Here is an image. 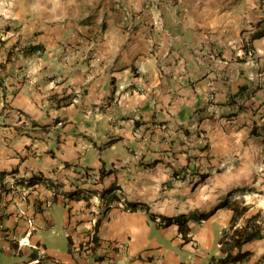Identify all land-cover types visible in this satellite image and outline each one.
Instances as JSON below:
<instances>
[{"label":"crops","instance_id":"crops-1","mask_svg":"<svg viewBox=\"0 0 264 264\" xmlns=\"http://www.w3.org/2000/svg\"><path fill=\"white\" fill-rule=\"evenodd\" d=\"M262 29L264 0H0V192L8 175L36 173L61 191L45 209L42 188L26 202L0 194V264L4 255L34 264L36 250L11 238L28 215L45 224L30 237L48 255L37 264L99 259L97 246L93 257L72 255L93 227L82 196L91 208H135L108 207L96 224L104 245L128 244L133 260L116 264H158L159 254L163 264H209L232 205L249 206L237 226L259 209L264 218ZM31 45L41 54H26ZM85 170L99 182L79 179ZM54 204L66 209L64 250L40 236L58 234ZM242 248L252 252L244 264H264V237Z\"/></svg>","mask_w":264,"mask_h":264},{"label":"built area","instance_id":"built-area-1","mask_svg":"<svg viewBox=\"0 0 264 264\" xmlns=\"http://www.w3.org/2000/svg\"><path fill=\"white\" fill-rule=\"evenodd\" d=\"M22 50V48H20ZM41 50H37V54H41ZM66 59H69V54L65 55ZM215 100V95L212 94L209 96V101ZM8 111H4V115H8ZM6 130L4 129L3 132ZM200 140L204 145L207 144V138L203 133H199ZM36 182L34 184H30V178L31 177H22L17 178L15 175H8L5 179V185L0 192V194H5L7 196H18L20 199V202H26L28 199L29 194L32 192V190H35L37 188H42L46 190V195L43 196L41 206L45 209L50 206L52 202V198L57 196L61 191L58 188V185L56 182L51 181L49 178H47L42 173H36ZM79 179H81L83 182L95 185L100 180V175L95 171H81L79 173ZM117 192H121V185L117 184ZM48 196V197H47ZM47 197V198H46ZM46 198V199H45ZM73 198L71 196H68L66 194H63V200L65 201L66 205H69L72 202ZM83 203L81 204L82 209L81 213L83 212V215L87 217V221H89L93 227L89 231V233L85 237H79L76 239L72 244V255L75 258H82V257H88L90 258L94 256V251L96 246L101 249V255H99V259L94 257L92 260L88 259L85 264H116L115 258L117 256H121L126 258L127 260L132 261V257L128 253V244L126 242L117 241V240H110V242H106L104 245V241H102L98 236V231L96 230V224L98 222V219L103 214L104 211L108 207L112 208L113 206H117L123 211H132L133 207L128 205L125 200H120L119 202H116L114 205V202L111 201H100V203L97 206V208L90 207V203L88 200L84 199L82 196ZM72 208V207H71ZM23 214H25V211H22ZM83 217L79 220H82ZM84 220V219H83ZM45 227L44 222L38 221L35 216L28 215L26 219V230L23 232V234L18 233H12L11 238L16 243V250H20L23 246H31L33 249L36 250V258L32 261V263L37 264L44 262L48 259V255L46 252V249L41 244L33 243L30 241V237L38 230ZM53 228V226H51ZM54 229V228H53ZM109 254H113V257H110ZM90 255V256H89ZM102 256V257H101ZM156 262L158 264H163V256L161 254L157 255L155 258Z\"/></svg>","mask_w":264,"mask_h":264},{"label":"trees","instance_id":"trees-1","mask_svg":"<svg viewBox=\"0 0 264 264\" xmlns=\"http://www.w3.org/2000/svg\"><path fill=\"white\" fill-rule=\"evenodd\" d=\"M258 35H264V29L257 32ZM38 49H42L39 45H31L25 49L26 54H33ZM207 175H200V180H204ZM36 177L31 176L30 184L36 182ZM135 208H133L134 210ZM231 209L233 215L231 221L227 228L224 229L222 236L219 240L221 253L217 256L213 255L210 258L209 264H244L252 256V252L249 250H243V245L252 242L257 239H262L264 237V227L259 224H254L248 219L246 224L243 226H237L238 220L243 217L249 210L248 205H243L239 207L237 205H232ZM209 214H205L207 217ZM154 219L156 218L155 216ZM255 219V218H253ZM163 225H170L173 221L172 218H160ZM179 230L184 233H188L189 228L184 223L179 224ZM264 258V254L262 256Z\"/></svg>","mask_w":264,"mask_h":264},{"label":"rangeland","instance_id":"rangeland-1","mask_svg":"<svg viewBox=\"0 0 264 264\" xmlns=\"http://www.w3.org/2000/svg\"><path fill=\"white\" fill-rule=\"evenodd\" d=\"M201 133V132H200ZM204 134V133H203ZM199 137V135H198ZM254 187H251V191H255L253 190ZM239 201H242L244 203V201L241 199H239ZM65 208L63 206H60V204H54L52 206V208L50 209L51 214L53 215L54 219L57 222V225L55 227V232H58V234H52L51 232L48 231H41L40 232V236L41 239L46 242L48 247L51 248H56V249H60V250H64L66 249V243H67V237L65 236V231H63V227H62V223H63V216H64V212H65ZM263 211V209H259L258 212H256L255 214H252L250 217H247L244 219V222L246 224L247 220H253L251 221L254 224H259L261 227H264V218H258L260 217L261 212ZM255 218V219H253ZM256 220H260V223L256 222ZM243 226V225H242ZM12 261H15V258H12L10 256H3V264H10L12 263ZM259 263V262H258ZM262 263H264V260L262 261ZM257 264V263H256Z\"/></svg>","mask_w":264,"mask_h":264}]
</instances>
